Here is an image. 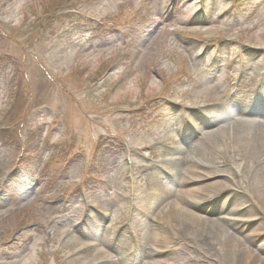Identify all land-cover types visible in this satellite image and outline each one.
Returning <instances> with one entry per match:
<instances>
[{
  "label": "rangeland",
  "instance_id": "rangeland-1",
  "mask_svg": "<svg viewBox=\"0 0 264 264\" xmlns=\"http://www.w3.org/2000/svg\"><path fill=\"white\" fill-rule=\"evenodd\" d=\"M263 95L264 0H0V264L149 259L151 231L170 232L173 197L158 180L195 157L215 163L211 180L239 182L232 174L249 169L261 144L233 152L211 139L207 159L193 148L237 117L234 105L255 107ZM206 207L194 212L233 217ZM250 210L230 231L252 234L243 246L264 264V212ZM196 248L181 240L168 250L215 264ZM233 254L220 263L244 262Z\"/></svg>",
  "mask_w": 264,
  "mask_h": 264
},
{
  "label": "bare ground",
  "instance_id": "bare-ground-1",
  "mask_svg": "<svg viewBox=\"0 0 264 264\" xmlns=\"http://www.w3.org/2000/svg\"><path fill=\"white\" fill-rule=\"evenodd\" d=\"M259 101H264V99L261 98ZM262 104L258 108L242 106L241 104L234 105L232 109L238 113L237 117L232 119L230 123L217 126L214 130L202 132L193 148L194 150L198 148L200 156L207 159L206 152L211 147V139L220 138V141L225 140L226 143H233V152L239 149L235 145L239 146L243 143L244 147L242 148L245 151H256L261 144L257 158L253 160L249 169L240 172L235 171L232 174L233 178L238 176L239 182L228 184L220 178L211 180L215 178V175L210 173L209 170L215 167V163L198 162L195 157L193 159L197 163L189 161L188 166L180 167L167 182L154 181L159 184L158 188L161 194H172L173 197V200H171L172 205L164 214V220L169 225L170 232L162 231L159 228L151 231L152 245L148 255L149 259L142 261L141 264H167L162 255L176 258V262L171 264H189L187 261H177L180 259L179 256L176 257V251L168 250L169 248L180 247L181 240L185 244L195 242L200 247L196 250L212 254L210 257L215 264H221L220 256L222 255L230 256V259H232L235 252L238 253L239 257L242 256L244 260L242 264H263L253 249L243 246L248 236L252 237V234L243 233V229H240L237 232L241 235V240L230 231L234 226H237L236 224H245L246 221L250 220L248 213L251 211L252 202L264 212V105ZM229 107H227V110ZM173 145L179 146L175 142ZM176 152L180 153L179 151ZM257 160L260 163H257ZM221 163L226 164L225 160ZM255 175H257L256 178L260 177L256 183L253 182ZM201 179H204V183L191 187L194 181ZM242 194H247L251 202L248 203L246 200L239 199L238 196ZM157 195L161 196L160 194ZM181 198L195 208L182 207ZM204 205H207L205 208L206 214L211 211L209 207L214 205L222 210H228V215H233V217H203L197 215L194 211L202 209ZM241 207H243L242 212H245V215H243L245 219L234 217L239 215L237 212L240 211ZM162 210L160 208V211ZM159 215L160 213L157 211L155 216L159 217ZM187 223L189 226L186 225ZM191 224L194 227L190 226ZM173 236L178 237L180 242L176 243ZM257 249L264 250V241L257 246ZM143 256H145V253H143ZM146 256L144 259L147 258ZM153 257L155 258L153 259ZM223 264H226V262Z\"/></svg>",
  "mask_w": 264,
  "mask_h": 264
}]
</instances>
